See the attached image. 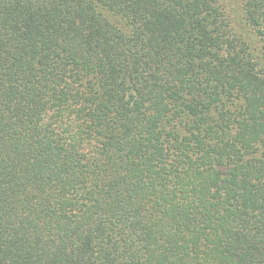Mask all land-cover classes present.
Instances as JSON below:
<instances>
[{"label": "trees", "instance_id": "obj_1", "mask_svg": "<svg viewBox=\"0 0 264 264\" xmlns=\"http://www.w3.org/2000/svg\"><path fill=\"white\" fill-rule=\"evenodd\" d=\"M0 264H264V0H0Z\"/></svg>", "mask_w": 264, "mask_h": 264}]
</instances>
